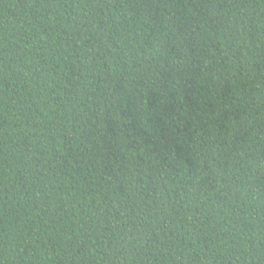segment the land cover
Masks as SVG:
<instances>
[{
    "label": "trees",
    "instance_id": "obj_1",
    "mask_svg": "<svg viewBox=\"0 0 264 264\" xmlns=\"http://www.w3.org/2000/svg\"><path fill=\"white\" fill-rule=\"evenodd\" d=\"M0 264H264V0H0Z\"/></svg>",
    "mask_w": 264,
    "mask_h": 264
}]
</instances>
